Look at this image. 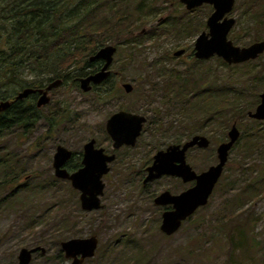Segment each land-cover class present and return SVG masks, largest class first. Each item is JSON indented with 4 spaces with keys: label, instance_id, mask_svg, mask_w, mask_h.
<instances>
[{
    "label": "rangeland",
    "instance_id": "rangeland-1",
    "mask_svg": "<svg viewBox=\"0 0 264 264\" xmlns=\"http://www.w3.org/2000/svg\"><path fill=\"white\" fill-rule=\"evenodd\" d=\"M102 1L112 22L122 17L128 21L121 33L104 38V45L117 48L108 81L88 92L71 79L62 82L50 91L51 100L43 108L45 114L48 107L57 110L54 126L39 120L30 133L22 135L17 130L0 136V155L9 153L12 162L23 166L15 181L20 192L17 198L0 202V264H18L19 250L35 244L47 252L45 256L35 254L29 264H69L58 258V243L90 235L98 238V246L83 264H264V120L248 115L264 91V53L236 64L218 55L197 59L195 41L202 30H208L206 21L214 10L211 4L187 14L181 0ZM255 1L236 0L228 14L236 19L229 33L236 45L264 40V5L256 9ZM189 17L206 27L203 24L202 30H195L188 23L183 32L177 29L174 22ZM182 48L184 54L173 55ZM22 77L33 78L31 74ZM124 82L132 85L130 93L124 92ZM1 85L0 97L20 89L16 84ZM211 85L235 90L237 102L220 105L215 116L190 115L188 101L177 93L186 90L191 94ZM231 94L235 93L228 91L226 96ZM102 99L111 100L106 104ZM117 104L154 120L138 146L126 150L133 162L124 164L119 158L103 176V208L85 212L79 205V192L69 181L54 176L52 155L58 144L78 153L89 138L105 143L104 124ZM234 123L241 135L208 204L175 233L165 235L153 207L139 198L142 191L136 169L150 154L147 144L151 140H156L151 147L169 144L194 134L208 136V149L191 151V164L200 171L217 162L216 148L229 139ZM154 186L176 189L181 183L163 178ZM8 191L0 190V201Z\"/></svg>",
    "mask_w": 264,
    "mask_h": 264
},
{
    "label": "water",
    "instance_id": "water-1",
    "mask_svg": "<svg viewBox=\"0 0 264 264\" xmlns=\"http://www.w3.org/2000/svg\"><path fill=\"white\" fill-rule=\"evenodd\" d=\"M188 10L200 7L203 4H211L214 11L207 18L208 30L202 31L196 38L194 50L198 59L210 58L214 55L222 57L228 64L243 63L251 59L258 58L264 53V40L253 42L247 46H239L229 38V33L236 23V19L228 14L234 9L236 0H181ZM116 47L112 44L101 46L89 57V61L95 59L103 60L101 68L91 74L79 78V87L87 92L91 89V83L99 84L110 74L108 69L112 62ZM185 50H176L173 54L180 56ZM61 79H55L46 85L42 90V95L38 100V105L48 102V90L61 84ZM123 88L130 92L132 85L124 83ZM31 88L20 91L17 98L25 97ZM261 101L255 111H249V116L255 119L264 120V91L261 93ZM8 101L0 102V110L8 106ZM144 116L119 111L110 116L106 122V129L112 140L114 147L122 144L134 145L137 136L140 134ZM241 135L237 124L234 123L228 132V140L222 142L218 147L217 164L211 165L208 170L197 173L191 165L186 163V151L195 145L207 147L210 139L202 134H196L187 140L183 145H169L166 150H159L154 156V162L147 168L148 174L144 182L157 178L162 174L181 176L185 181L196 180V185L181 194L171 195L164 191L155 199L156 203H173L174 209L166 211L162 215L160 230L166 235H171L181 227L182 222L191 216L199 206L206 205L209 197L214 191L225 164L229 157V152ZM94 139H90L83 146L82 166L69 173L62 167L63 163L70 157L71 151L63 146L57 145L53 155L54 174L57 177L70 180L73 188L80 191L81 207L86 210L100 207L99 196L103 193L104 183L102 176L108 172L107 162H110L114 155H107L102 148L94 147ZM178 162V164H177ZM97 245V238L72 237L60 242V246L65 253V257L72 258L70 264H81L87 257L94 254ZM40 247H22L18 253V263L28 264L31 254ZM42 252L44 249L40 248ZM80 255L79 257H77Z\"/></svg>",
    "mask_w": 264,
    "mask_h": 264
},
{
    "label": "trees",
    "instance_id": "trees-1",
    "mask_svg": "<svg viewBox=\"0 0 264 264\" xmlns=\"http://www.w3.org/2000/svg\"><path fill=\"white\" fill-rule=\"evenodd\" d=\"M1 1L0 82L2 85L16 84L22 89L25 86H40L45 81L59 78L62 82L71 79L73 85L79 86V77H84L98 68V61H89V57L98 48L104 46V38L128 28L126 18L122 17L112 22L105 15L107 7L102 0ZM129 1L134 2V0ZM262 4L264 5V0H257L253 3V7L257 9ZM126 11L127 9H124L121 13L124 14ZM186 12L190 13L189 10ZM195 20L193 17L186 20L181 18L174 23L178 24L177 29L180 28L182 32L187 28L188 23L195 30H202L203 24L204 28L206 27L205 23ZM22 74H31L33 78H23ZM106 82L107 80L103 83ZM95 88L97 86L93 87ZM228 91L235 94L227 97ZM238 97L235 90L224 86L221 90L219 86L211 85L188 93L187 108L190 115L196 112L206 118L211 113L215 116L216 108L220 105L236 103ZM217 100L219 103H216ZM8 113L9 111L0 114V136H6L12 126L25 122L24 119L22 120L20 110H15L14 118H9ZM28 113L32 118L29 119L32 125L37 118L36 110L30 109ZM22 168L21 164L12 162L8 154L0 155V190H9L0 202L17 198L20 192L15 181L22 173Z\"/></svg>",
    "mask_w": 264,
    "mask_h": 264
},
{
    "label": "flooded vegetation",
    "instance_id": "flooded-vegetation-1",
    "mask_svg": "<svg viewBox=\"0 0 264 264\" xmlns=\"http://www.w3.org/2000/svg\"><path fill=\"white\" fill-rule=\"evenodd\" d=\"M204 5V4H203ZM201 7V6H200ZM196 8H198V7H196ZM196 8H194V9H196ZM214 8V7H213ZM187 9V8H186ZM188 10V9H187ZM193 10V9H192ZM189 11H191V10H189ZM214 11V10H213ZM206 23H207V21H206ZM204 31V30H203ZM202 32V31H201ZM200 32V33H201ZM259 41V40H258ZM254 42H256V41H254ZM252 44V43H251ZM107 45V44H106ZM250 45V44H249ZM247 46V45H246ZM116 47V46H115ZM117 49V48H116ZM183 49V48H182ZM177 50H180V49H177ZM185 50V49H184ZM97 51V50H96ZM95 51V52H96ZM176 51V50H175ZM175 51H173V53L175 52ZM186 51V50H185ZM185 51L183 52V54L185 53ZM116 52V51H115ZM115 52H114V54H115ZM194 54H195V51H194ZM93 55V54H92ZM174 55V54H173ZM262 55V54H261ZM260 55V56H261ZM91 56V55H90ZM114 56V55H113ZM175 56V55H174ZM181 56V55H180ZM259 56V57H260ZM196 57V56H195ZM258 57V58H259ZM197 58V57H196ZM258 58H256V59H258ZM198 59V58H197ZM204 59H207V58H204ZM95 60H97L98 61V68L94 71V72H96V71H98L100 68H101V66L103 65V60H100V59H95ZM251 60H255V59H251ZM251 60H248V61H251ZM94 61V60H93ZM112 61H113V59H112ZM247 62V61H246ZM244 63V62H243ZM111 64H112V62H111ZM110 64V65H111ZM110 65H109V67H108V69L110 70ZM94 72H92V73H94ZM89 74H91V73H89ZM111 75V70H110V74L108 75V77L104 80V81H108V78H109V76ZM80 78V77H79ZM53 80H55V79H53ZM53 80H51V81H49V82H47L45 85H38V86H25V87H22V89L20 88L19 89V91L18 92H16V93H14L13 95H8V96H6V97H0V102L1 101H8L9 102V104H8V106L6 107V108H4V109H2V110H0V114H4V113H6V111H9V118H14V116H13V114L15 113V110L16 109H18V110H20L21 112H22V120L24 119L25 120V122L24 123H22V124H20V125H17V126H12L11 127V130L9 131V132H16L17 130H21V132H22V135H24V134H27V133H30V131L32 130V129H34L33 128V126H34V124H32L31 125V123H30V121H29V119H32V118H30V113H28V110L30 111V109L31 110H36V114H37V118L35 119V118H33V119H35L36 121L34 122V123H36L37 121H39V120H44V121H47L48 122V124H49V126H54L55 125V123H56V114H57V110H55V109H53V110H51V108H47L46 110L48 111V113L47 114H45V113H43V108H44V106L46 107L48 104H49V102H50V100H51V96H50V91L53 89V88H55V87H53V88H51L50 90H48V92H47V96L49 97V100H48V102L47 103H45V104H41V105H38L37 103H38V100H39V98L41 97V95H42V90H44L45 89V87H46V85H48L50 82H52ZM79 81V80H78ZM104 81H102L101 83H99V84H93V83H91V89L89 90V91H91L92 89H93V87L95 86H97V87H99L100 85H102V84H104L103 82ZM62 83V82H61ZM124 83H128V82H124ZM124 83H122L121 84V86L124 84ZM169 86H171L170 85V83L169 84H166V87H169ZM25 88H31L32 89V91L31 92H29L25 97H23V98H17V95H18V93L20 92V91H22L23 89H25ZM122 88H123V86H122ZM132 89H133V87H132ZM131 89V90H132ZM170 89V88H169ZM123 90H124V88H123ZM88 92V91H87ZM124 92L125 93H130V92H126L125 90H124ZM177 96H180V98H186V100H187V98H188V93H186V90L185 91H182V93H177ZM260 96H261V94H260ZM177 98V97H176ZM111 99H102V101H105L106 102V104H108V102L107 101H110ZM117 101H120V100H118L117 99ZM105 104V105H106ZM185 108V107H184ZM50 110V111H49ZM119 111H126V112H130V113H134V114H138V115H142V116H144V118H145V121L143 122V124H142V128H141V131H140V134L137 136V138H136V141H135V144L134 145H129V144H122V145H120L119 147H114V145H113V143H114V141L112 140V138H111V136L109 135V133L107 132V129H106V122H107V120L110 118V116L111 115H113L114 113H116V112H119ZM249 113V112H248ZM35 115V114H34ZM249 115V114H248ZM36 116V115H35ZM52 116H55V117H52ZM17 117V116H16ZM152 117H150L149 115H146V114H143V113H139L138 111H136L134 108H132V107H125V106H123V105H120V104H117V107L116 108H114V110L113 111H111L110 113H109V115L107 116V119H106V121H105V124H104V131H105V136H106V141H105V143H103V141H101L99 144L97 143V141H96V139L95 138H89L87 141H89L90 139H94L95 140V142H94V147L95 148H102L103 149V152L105 153V154H107V155H111V154H113L114 155V158L110 161V162H107V166H108V172L112 169V166H114L116 163H117V161L119 160V158L121 159V162H124V164H127V163H132L133 162V156H132V154H129V152H126V150H132V149H135L137 146H138V144L140 143V141H141V139L142 138H144V135H145V133L147 132V127L149 126V125H151V121L152 120H154V119H151ZM252 118V117H251ZM255 119V118H254ZM155 130V129H154ZM229 132V131H228ZM150 133V132H149ZM194 135H196V134H194ZM194 135H192V136H190V137H188L187 139H185V140H183V141H178V142H173V143H169V144H163V142H160V144H157V143H154L153 144V147H151V144L153 143V142H155L156 140H151L148 144H147V146H150V154L148 155V157L137 167V169H136V173H138V179H140V184H139V189L142 191V193H141V195H140V201L141 202H145L144 203V205L145 206H147L148 204L151 206V207H153V211H154V213L155 214H157L158 216H159V219H160V224H161V220H162V215H163V213L164 212H166V211H171V210H173L174 209V206H173V203H171V202H165V203H156L155 202V199L159 196V194H161L162 192H164V191H168V192H170V194L171 195H178V194H181L182 192H184V191H186V190H188V189H190V188H192V187H194L195 185H196V180H189V181H185L184 179H183V177H181V176H175V175H170V174H162V175H160L159 177H157V178H154V179H151V180H148V181H146V182H144V179H145V177L147 176V174H148V171H147V168L149 167V166H151L152 164H153V162H154V156H155V154H156V152L157 151H159V150H166V148L169 146V145H173V144H180V145H183L187 140H189L191 137H193ZM202 135H204V134H202ZM206 136V135H205ZM208 137V136H207ZM209 138V137H208ZM240 138V137H239ZM210 139V138H209ZM239 140V139H238ZM237 140V141H238ZM87 141H85L84 142V144L87 142ZM227 141V140H226ZM236 141V142H237ZM222 142H224V141H222ZM221 142V143H222ZM159 143V142H158ZM221 143H219L218 144V146H217V148H216V154H217V162H215L214 164H217L218 162H219V158H218V147H219V145L221 144ZM84 144H83V146H84ZM236 144V143H235ZM234 144V145H235ZM58 145H61V144H58ZM104 145H106V146H104ZM211 145V140H210V144H209V146ZM233 145V146H234ZM64 146V145H63ZM83 146H82V151H79L78 153L76 152V151H73V150H71V149H69L70 151H71V155H70V157L63 163V165H62V167L63 168H65L69 173H71V172H74V171H76V170H78L81 166H82V164H81V161H82V158H83V153H84V151H83ZM209 146H207V147H202V146H199V145H195V146H193V147H190L187 151H186V163L187 164H189V165H191L192 166V164H191V162H192V156H191V151L192 150H198V151H201V150H205V149H208L209 148ZM56 147H57V145H56ZM56 147H55V150H56ZM232 149V148H231ZM55 150H54V153H55ZM122 151V152H121ZM231 151V150H230ZM54 153H53V155H54ZM121 153V157L119 156V154ZM8 155H9V153H7ZM53 155H52V162H53ZM229 156H230V152H229ZM9 157H10V155H9ZM228 160H229V157H228ZM228 160H227V162H228ZM227 162H226V164H227ZM177 164H178V162H177ZM214 164H211V165H214ZM226 164H225V167H226ZM210 165V166H211ZM209 166V167H210ZM23 167V166H22ZM52 167H53V165H52ZM209 167H207L206 169H202V170H196L193 166H192V168L197 172V173H201V172H203V171H205V170H208L209 169ZM225 167H224V170H223V172H222V175H223V173H224V171H225ZM107 172V173H108ZM53 173H54V168H53ZM106 173V174H107ZM105 175V174H104ZM103 175V176H104ZM222 175L220 176V178H219V180H218V182L220 181V179H221V177H222ZM54 176H55V174H54ZM103 176H102V178H103ZM55 177H57V176H55ZM57 178H59V179H63V180H66V181H69V183H70V185H71V182H70V180H68L67 178H61V177H57ZM101 178V179H102ZM163 178H173V179H175L176 181H180V183H181V187H178V188H176V189H174V188H171V187H163V188H157V187H155L154 186V184H155V182L156 181H158V180H160V179H163ZM102 181H103V179H102ZM218 182H217V184H218ZM104 183V182H103ZM217 184L215 185V187H214V190H215V188H216V186H217ZM72 186V185H71ZM104 187H105V184H104ZM75 189V188H74ZM75 190H77V189H75ZM78 192H79V198H80V191L79 190H77ZM103 192H104V188H103ZM214 192V191H213ZM213 192H212V194H213ZM211 194V195H212ZM102 195H103V193H102ZM102 195H100L99 196V198H100V207L99 208H96V209H90V210H86V209H83L82 207H81V202H80V199H79V205H80V208L83 210V211H85V212H92V211H98V210H101L102 208H103V203H102V200H101V197H102ZM211 195H210V197H211ZM210 197H209V199H210ZM209 202V201H208ZM208 204V203H207ZM206 204V205H207ZM205 205H203V206H199L197 209H196V211L191 215V216H189L186 220H184L183 222H182V225L186 222V221H188L199 209H201L202 207H204ZM160 224H159V229H160ZM182 225H181V227H182ZM180 227V228H181ZM180 228H178V229H180ZM177 229V230H178ZM161 231V230H160ZM162 232V231H161ZM163 233V232H162ZM175 233V232H174ZM165 234V233H164ZM166 235V234H165ZM90 236H92V235H90ZM95 236V235H94ZM87 237H89V236H87ZM96 237V236H95ZM97 238V237H96ZM62 241V240H61ZM60 241V242H61ZM60 242L58 243V245H59V253H58V258H61L62 260H65V261H69V264L71 263V261H72V258H67V257H65V253H64V251H63V249L61 248V246H60ZM42 247L43 249H44V252H42L41 251V249L40 248H38L35 252H33L32 254H31V259H30V261H29V263L31 262V260L33 259V256L35 255V254H37V253H39L41 256H45L46 255V248L44 247V246H42V245H40V244H35L33 247ZM97 246H98V238H97V245H96V248H97ZM33 247H30V248H33ZM26 248H28V247H26ZM30 248H28V249H30ZM96 248H95V250H94V254L91 256V257H87V258H85L84 260H83V262L81 263V264H83L87 259H90V258H92L94 255H95V252H96ZM80 255H78L77 257H79ZM17 259H18V255H17ZM28 263V264H29ZM19 264V263H18Z\"/></svg>",
    "mask_w": 264,
    "mask_h": 264
}]
</instances>
